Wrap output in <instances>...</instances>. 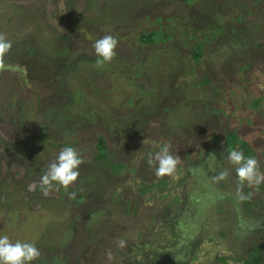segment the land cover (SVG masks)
<instances>
[{"label": "rangeland", "instance_id": "obj_1", "mask_svg": "<svg viewBox=\"0 0 264 264\" xmlns=\"http://www.w3.org/2000/svg\"><path fill=\"white\" fill-rule=\"evenodd\" d=\"M156 29L160 43L139 44ZM0 33L12 41L0 235L34 241L33 264H245L255 245L264 255V182L240 185L223 144L234 132L264 173V0H0ZM105 35L118 39L110 62L94 47ZM164 145L179 163L158 177L147 161ZM67 146L80 175L45 195L40 178Z\"/></svg>", "mask_w": 264, "mask_h": 264}, {"label": "clouds", "instance_id": "obj_2", "mask_svg": "<svg viewBox=\"0 0 264 264\" xmlns=\"http://www.w3.org/2000/svg\"><path fill=\"white\" fill-rule=\"evenodd\" d=\"M118 39L112 35H105L103 38L95 42V52L98 57L102 58V62H110L116 56V48ZM12 48V41L0 33V69L5 67V56ZM229 164L235 166V173L238 177L240 185L245 182L248 185H260L264 182V173L260 171V166L256 158L246 157L242 150H231L227 155ZM148 164L156 166V175L163 177L165 175H173L179 163V157H174L170 153V146L164 145L160 151L149 154ZM83 163V159L79 152L72 146L63 148L57 158L48 165L45 174L40 178V185L44 188V194L54 186H63L68 188L79 177V167ZM229 175L225 170L219 174L218 179L223 180ZM36 187L35 184L29 186L30 190ZM244 197L240 194V199ZM125 241L120 240L119 246L125 247ZM41 256L40 250L36 247V243L22 242L17 240L11 242L7 235H0V264H33ZM109 258H111L109 254Z\"/></svg>", "mask_w": 264, "mask_h": 264}, {"label": "trees", "instance_id": "obj_3", "mask_svg": "<svg viewBox=\"0 0 264 264\" xmlns=\"http://www.w3.org/2000/svg\"><path fill=\"white\" fill-rule=\"evenodd\" d=\"M163 40V33L161 29H156V30H150V31H142L139 34L138 37V42L141 45H151V44H158ZM205 47V44L203 43V41H198L197 44L195 45V49L192 52V58L194 59L195 62H199L202 58V51ZM224 147L227 149V151H231L235 148L236 144H241L242 147L247 146L246 143L239 139L236 138L235 133L234 132H228L225 135L224 138ZM242 147L240 146V148L242 149ZM96 148L98 150V154L96 155L97 159H104L105 158V154H106V148L104 145V139L102 137H99L97 144H96ZM32 149H28V152H32ZM246 156H249V154L245 153ZM118 166H114L113 169H117ZM159 184L164 185V182H161ZM153 187H155L154 185H151L146 189H152ZM259 257H260V252H258V247H254L253 252L250 253L249 255V259L245 260V264H260L259 261Z\"/></svg>", "mask_w": 264, "mask_h": 264}, {"label": "flooded vegetation", "instance_id": "obj_4", "mask_svg": "<svg viewBox=\"0 0 264 264\" xmlns=\"http://www.w3.org/2000/svg\"><path fill=\"white\" fill-rule=\"evenodd\" d=\"M255 247H256V245H255ZM258 247V246H257ZM259 247H258V252H260V257H259V261H260V264H262L261 262H262V260H263V258H264V255L261 253V251H259ZM263 257V258H262Z\"/></svg>", "mask_w": 264, "mask_h": 264}]
</instances>
